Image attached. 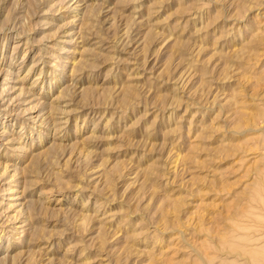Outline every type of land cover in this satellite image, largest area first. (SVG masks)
I'll use <instances>...</instances> for the list:
<instances>
[{
    "label": "rangeland",
    "instance_id": "1",
    "mask_svg": "<svg viewBox=\"0 0 264 264\" xmlns=\"http://www.w3.org/2000/svg\"><path fill=\"white\" fill-rule=\"evenodd\" d=\"M0 264H264V0H0Z\"/></svg>",
    "mask_w": 264,
    "mask_h": 264
}]
</instances>
